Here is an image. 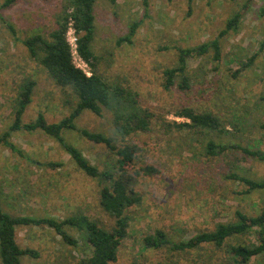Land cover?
Returning a JSON list of instances; mask_svg holds the SVG:
<instances>
[{"label": "rangeland", "instance_id": "rangeland-1", "mask_svg": "<svg viewBox=\"0 0 264 264\" xmlns=\"http://www.w3.org/2000/svg\"><path fill=\"white\" fill-rule=\"evenodd\" d=\"M4 1L0 0V136L12 124V107L25 78L33 79L35 87L21 117L23 123L35 120L39 113L47 122L57 123L70 113L74 102L71 92L56 87L21 43L33 33L46 36L55 28L62 0H16L1 8ZM246 2L193 0L190 8L188 0H117L114 6L108 0L94 2L92 50L99 75L131 90L141 107L164 115L166 121L182 122L174 112L191 107L212 112L227 123L226 132L221 134L206 131L197 135L171 129L164 135L165 130L153 124L149 133L127 138L138 148L133 169L149 165L158 173L136 180L134 190L141 201L129 210L128 237L118 248L116 264H231L224 248L143 249L142 239L161 230L169 241L178 243L200 231L212 230L218 223L235 221L237 211L257 215L263 206L264 189L247 192L245 184L229 178L236 174L264 182V160L233 147L264 155L263 1L250 0L238 31L218 39L217 61L212 50L188 58L187 90L177 87L178 77L169 90L163 88V71L177 66L178 50L217 39L227 19ZM132 23L138 25L131 43L117 44ZM69 33L67 38H71ZM251 57L249 66L243 67ZM74 63L90 72L77 58ZM111 123V111L106 109L101 116L83 111L75 121L78 129L114 136ZM62 136L99 170L115 158L105 145L91 142L76 131H62ZM209 140L228 149L209 156L205 152ZM8 142L15 150L0 144V205L5 213L58 220L84 215L103 227L112 225L99 206L96 180L80 171L53 138L37 130H20L11 132ZM122 143L117 138L116 144ZM66 230L76 240L75 246L46 226L16 227L17 245L37 254L21 256L20 263L76 264L88 257L91 247L84 233L76 228ZM240 240H247V236ZM250 264L261 261L255 259Z\"/></svg>", "mask_w": 264, "mask_h": 264}, {"label": "trees", "instance_id": "trees-1", "mask_svg": "<svg viewBox=\"0 0 264 264\" xmlns=\"http://www.w3.org/2000/svg\"><path fill=\"white\" fill-rule=\"evenodd\" d=\"M16 0H5L1 8H7ZM114 6L117 0H108ZM145 3V0H143ZM193 0H188L190 5ZM250 0H248L249 2ZM263 4H264V0ZM95 0H62L61 9L55 17V28L46 36L33 33L21 40L32 61L40 65L47 73L49 79L61 91H70L74 102L70 113L57 123H49L43 114L39 113L35 120L23 123L21 120L25 109L31 103L35 81L25 78L19 85L18 94L12 107L13 121L8 130L0 136V144H4L11 150L15 148L8 142L11 132L20 130L27 132L39 131L53 138L65 153L73 160L76 167L86 176L96 180L99 187L98 202L104 214L112 220L108 228L84 215H75L58 220L52 217L33 218L27 216H12L5 213L0 205V263L21 264V256L35 257L37 254L30 249H21L15 241V230L18 226H46L53 230L62 241L75 246L76 240L68 234L66 228H76L84 233L86 242L91 247L90 255L79 260L76 264H116L118 248L128 237L129 210L141 201V196L135 192L136 180L143 176H154L158 170L146 165L139 169L135 166L138 148L127 141L130 135L136 133H149L153 124L161 126L168 135L171 129L176 131L188 130L194 134L203 132H226L227 123L221 117L210 112H200L191 107H182L174 112L176 118L182 122L166 121L164 115H156L148 108H143L137 101V96L131 90L106 81L97 73V58L92 50L94 39V15L93 5ZM248 2L243 8L232 14L227 19L224 28L219 32L218 38L200 44L191 49H179L177 66L163 71V88L169 90L175 85V79L180 78L177 87L180 90L189 88V80L186 76L188 58L203 55L209 50L213 52V59H219L218 39L228 32H237L243 11L247 9ZM264 13V6L262 9ZM138 23H132L128 33L117 41V44L131 43ZM10 33L15 36L13 27H9ZM72 30L76 38V51L79 58L89 67L90 75L78 68L73 61L71 48L67 41V32ZM264 48L261 42L260 50ZM253 57L243 67H248ZM70 106L71 104L68 103ZM106 109L112 114V128L114 136H106L102 133L89 132L78 129L75 121L83 111H89L96 116H101ZM62 131H76L83 138L96 144H103L112 154L114 159L99 170L86 159L82 152L75 146L66 142ZM117 138L123 143L116 144ZM242 153L264 160V155L258 151H251L238 145L233 146ZM225 145L215 144L209 140L205 152L209 156H215L227 150ZM59 164H50L57 167ZM230 179L245 184L247 192L263 190L264 182L254 181L245 177L232 174ZM253 235V236H252ZM247 236V240H240ZM254 237L253 240L248 237ZM233 241V243H228ZM203 245H212L217 249L224 248L229 256L231 264H250L259 259L264 264V202L257 215H246L235 212V221L218 223L212 230L200 231L189 239L173 243L169 241L166 233L156 230L142 239L143 249H156L171 246L175 251L197 250ZM129 264H142L131 262Z\"/></svg>", "mask_w": 264, "mask_h": 264}, {"label": "built area", "instance_id": "built-area-1", "mask_svg": "<svg viewBox=\"0 0 264 264\" xmlns=\"http://www.w3.org/2000/svg\"><path fill=\"white\" fill-rule=\"evenodd\" d=\"M71 32V38H67V41L70 45V50H71V55H72V58H73V61L75 58H77L79 60V62L84 66V67H87V65L79 58L78 54H77V51H76V38L74 37V34L72 32V30H69L67 32V35L68 33ZM70 34V33H69ZM75 64V63H74ZM78 67V66H77ZM80 68V67H78ZM81 70H83L87 75H90L88 71H85L84 69L80 68Z\"/></svg>", "mask_w": 264, "mask_h": 264}]
</instances>
